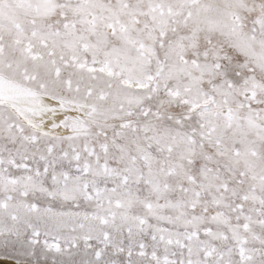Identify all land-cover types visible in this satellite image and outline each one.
I'll use <instances>...</instances> for the list:
<instances>
[{"label":"snow or ice","instance_id":"snow-or-ice-1","mask_svg":"<svg viewBox=\"0 0 264 264\" xmlns=\"http://www.w3.org/2000/svg\"><path fill=\"white\" fill-rule=\"evenodd\" d=\"M0 264H264V0H0Z\"/></svg>","mask_w":264,"mask_h":264}]
</instances>
